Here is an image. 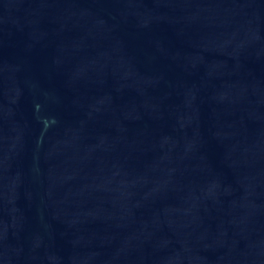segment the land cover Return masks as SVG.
<instances>
[{"label":"water","instance_id":"95a60500","mask_svg":"<svg viewBox=\"0 0 264 264\" xmlns=\"http://www.w3.org/2000/svg\"><path fill=\"white\" fill-rule=\"evenodd\" d=\"M0 264H264V0H0Z\"/></svg>","mask_w":264,"mask_h":264}]
</instances>
